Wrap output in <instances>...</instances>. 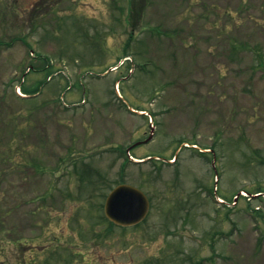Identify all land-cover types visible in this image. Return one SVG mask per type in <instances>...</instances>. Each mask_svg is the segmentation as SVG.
I'll return each mask as SVG.
<instances>
[{
  "label": "rangeland",
  "instance_id": "rangeland-1",
  "mask_svg": "<svg viewBox=\"0 0 264 264\" xmlns=\"http://www.w3.org/2000/svg\"><path fill=\"white\" fill-rule=\"evenodd\" d=\"M54 1L0 0V264H264V0Z\"/></svg>",
  "mask_w": 264,
  "mask_h": 264
},
{
  "label": "water",
  "instance_id": "water-1",
  "mask_svg": "<svg viewBox=\"0 0 264 264\" xmlns=\"http://www.w3.org/2000/svg\"><path fill=\"white\" fill-rule=\"evenodd\" d=\"M148 208L147 196L139 188L127 183H120L113 187L103 205L105 216L115 224L122 226L133 225L141 221Z\"/></svg>",
  "mask_w": 264,
  "mask_h": 264
},
{
  "label": "trees",
  "instance_id": "trees-1",
  "mask_svg": "<svg viewBox=\"0 0 264 264\" xmlns=\"http://www.w3.org/2000/svg\"><path fill=\"white\" fill-rule=\"evenodd\" d=\"M248 193H254V192H260L261 190H256V191H254V192H252V191H249V190H246ZM111 224V223H110ZM112 225V224H111Z\"/></svg>",
  "mask_w": 264,
  "mask_h": 264
}]
</instances>
